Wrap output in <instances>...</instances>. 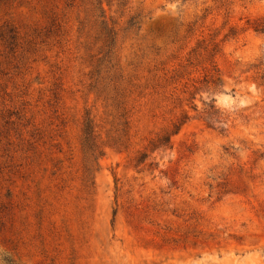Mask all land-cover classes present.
Masks as SVG:
<instances>
[{"label": "rangeland", "instance_id": "rangeland-1", "mask_svg": "<svg viewBox=\"0 0 264 264\" xmlns=\"http://www.w3.org/2000/svg\"><path fill=\"white\" fill-rule=\"evenodd\" d=\"M0 264H264V0H0Z\"/></svg>", "mask_w": 264, "mask_h": 264}, {"label": "trees", "instance_id": "trees-1", "mask_svg": "<svg viewBox=\"0 0 264 264\" xmlns=\"http://www.w3.org/2000/svg\"><path fill=\"white\" fill-rule=\"evenodd\" d=\"M86 135H87V141L88 143H90L92 141V129L90 125L87 128Z\"/></svg>", "mask_w": 264, "mask_h": 264}]
</instances>
